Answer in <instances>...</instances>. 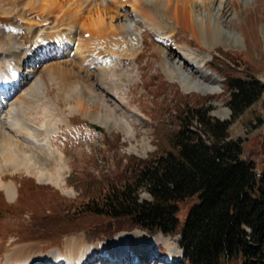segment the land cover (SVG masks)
I'll list each match as a JSON object with an SVG mask.
<instances>
[{
  "label": "rangeland",
  "instance_id": "obj_1",
  "mask_svg": "<svg viewBox=\"0 0 264 264\" xmlns=\"http://www.w3.org/2000/svg\"><path fill=\"white\" fill-rule=\"evenodd\" d=\"M219 3L221 0H216L210 10H199L204 26L218 30L213 40L206 43L199 40L192 30L180 26L167 38L177 52L184 47L192 51L197 61L203 59L204 67L209 70L198 71L196 77L204 84L216 86L218 90L214 92L186 91L179 82L170 78L165 67V56L159 49L161 39H158V31L162 34L164 31L162 27L150 22H147L146 26L157 29L158 35L143 31V27H129L128 30L136 32L140 29L146 33L144 44H140L141 54L136 57L123 55L120 59H117V53L112 54L109 60L111 65H115L113 68H96L94 63L89 64L87 68L86 63L92 56L89 55L88 58L85 57L87 55L78 53L79 42L77 47L73 46V43L63 51L54 47L52 50L57 52L32 61L35 67L32 66L33 73L23 89L30 92L33 89L31 86L40 82L38 90L34 88L27 98L21 95V103L17 102L15 107L20 124L38 129L35 137L41 148L37 145L29 146L26 151L41 168L49 164L64 168L65 184L57 186L44 179H38V174L33 170L27 171L23 163L16 170L13 165L0 162V178L6 183H14L17 189L19 185V196L15 201H10L5 192H0V264H5L9 251L20 253L18 261L21 263H24L27 257V260L34 259V256L42 259L52 252H57L60 257L67 256L68 243L75 238L82 242L81 254L90 248L97 250L101 245L103 248L106 244L104 240L91 238V234L84 227L55 236L51 231L42 234L39 232L42 227L49 230H53L57 225L68 227L72 221H79L85 226L96 221L97 216L92 214L79 216L75 220L73 218L70 222L68 219L80 211L78 206L81 207L87 199L102 194L109 184L123 181L130 173L129 161L132 163L167 149L169 134L178 125L175 116L179 108L187 104H210V113L213 116L220 119L230 118L231 110L226 104L227 75L254 77L263 86L256 101L231 122L228 132L232 137L243 138L242 156L254 161L256 172L264 169V0H223ZM9 7L7 5L3 7L5 11L0 10V36L20 47H26L31 42L30 25L26 23L29 21L24 20L20 13L9 11ZM126 8L130 7L119 10L129 12L134 17L133 10L128 11ZM27 10L25 8L28 18L31 17L32 20L33 16V21L37 22L33 15L35 13L30 14ZM49 13L55 16V12ZM3 17H6L5 21L1 20ZM161 17L163 23L170 22L168 15L163 14ZM138 19L142 20V17ZM49 21L53 22L55 19L51 18ZM40 27L46 30L55 28L56 24L43 20ZM84 35H88L87 32ZM135 35L136 33H128L126 37L131 36L134 40L132 36ZM120 44H124L126 48V42L122 41L114 44V51L108 52H117ZM32 62H28L27 66L29 63L32 65ZM103 68L106 70L105 77L101 75ZM78 74H89L96 93L92 94L77 82L74 76ZM73 83L77 88L80 85L84 92L81 94L79 88L76 90ZM100 93L105 95L106 104L96 97ZM224 111H228L227 116ZM122 118L132 125L133 135L126 132ZM89 121L98 123L100 129ZM47 144L51 145V153L54 155L64 154L61 164L51 158L43 148ZM1 158L2 156L0 160ZM141 195L149 197L145 191H142ZM53 213L59 214L58 217L50 216L48 221L52 222L41 227L34 223L39 217L45 215L46 220ZM110 222H114V219ZM131 231L129 234L134 233ZM135 232L146 238L138 246L134 244L138 239L130 240L131 237H127L126 232L114 239L125 241V244H118L120 247L129 245L127 248L131 250L142 247V262L137 264H144L148 260L149 264H184L179 257L180 250L174 248V238L178 237V234L163 238L154 233L155 240L151 241L144 232ZM116 233L118 235L119 230L110 236ZM122 235H125V238H122ZM151 242L153 245H150ZM164 243L169 252L174 253L172 260ZM100 250L92 252L84 264H103L102 261H106L108 257ZM43 255L45 256L42 257Z\"/></svg>",
  "mask_w": 264,
  "mask_h": 264
},
{
  "label": "trees",
  "instance_id": "obj_2",
  "mask_svg": "<svg viewBox=\"0 0 264 264\" xmlns=\"http://www.w3.org/2000/svg\"><path fill=\"white\" fill-rule=\"evenodd\" d=\"M226 86L230 118L213 116L210 104L179 108L169 147L129 161L130 173L123 181L87 199L68 219L92 214L96 221L42 227L39 233L55 236L84 227L91 238H103L140 227L178 234L187 264H264V169L256 172L254 161L242 156L243 138L228 132L263 86L254 77L234 74L227 75ZM56 213L34 223L44 226Z\"/></svg>",
  "mask_w": 264,
  "mask_h": 264
},
{
  "label": "bare ground",
  "instance_id": "obj_3",
  "mask_svg": "<svg viewBox=\"0 0 264 264\" xmlns=\"http://www.w3.org/2000/svg\"><path fill=\"white\" fill-rule=\"evenodd\" d=\"M215 1L216 0H0V10L5 11L3 7L9 5V11L20 13V16L25 18L24 20L29 21L27 23L30 25L31 31V42L26 47H20L13 42L16 45L14 46L11 41L0 36V157L2 156L0 162H4L6 165L11 164L16 170L19 169L20 165L23 163L27 171L30 172L33 170L36 175L38 174V179H44L57 186L65 184L63 178L64 168L55 166L56 164L52 166L49 164L47 167L41 168V166L37 165V162H33L34 158L31 157L26 150L27 147L35 145L41 148L39 141L35 137V132L38 129L20 124V120L17 116V109L15 107L17 102L21 103V95L27 98L28 95L33 92L34 88L38 90L37 86L40 83L35 82L31 86L33 89H31L30 92H27L25 89L26 93L23 89V86L28 84L30 75L33 73L32 66L35 67V64L29 65L31 67L27 66L28 62L26 61L31 62L37 59L40 60L41 54L52 52L51 50L54 47L58 50H64L65 47L73 43V46L77 47L79 42L77 47L78 53L87 55L85 57L89 55L92 56L91 60L86 63L87 68L91 63H94L96 68L110 66L113 68L115 65H111L110 62L107 63L106 61L104 63L103 59H101L102 61H98V54H109V50L114 51V44L118 42L121 43L122 41L126 42V48H124V44H120L117 50L115 47L117 52L113 54L117 53V57L138 54L140 51V42L138 40L135 42L131 39V36H128V38L126 37L128 33H131V35L135 33L134 30H128V28L131 26H135V29L143 27L144 30L156 34L158 31L157 29H151L146 26L147 22H150L156 26L162 27L164 31L163 34L161 31H158L160 35H156L161 36L159 49L165 56V67L170 78L179 82L186 91L198 90L201 92H214L218 90L216 86L204 84L196 77V73L201 71L204 67L203 65L205 62H203V59L197 61L192 51L184 47H181L180 51L177 52L176 48L171 45V42L168 41L167 38L162 39V37L165 38L173 34L175 29L180 26L192 30L199 40L206 41V43L213 40V37L217 36L218 30L212 29L211 27L207 29V26H204V22L200 20L199 10L202 8L210 10ZM222 2L223 0H221V3ZM126 6H129V9L133 10L134 17L131 16L129 12H122L119 10ZM25 8L28 9L27 11H29L30 14L35 13L33 15L37 18V22L33 21V16L32 20H30L31 17L28 18V13L25 14ZM49 11L55 12V16H51L52 14H50ZM163 14L169 16L170 22L167 24L165 22L163 23L160 19ZM137 17H142V20ZM51 18H54L55 21H49ZM43 20L48 23L56 24V27L43 30L40 27ZM84 32H89V35L84 36ZM141 36L144 38L143 32ZM132 38L134 39V37ZM157 41L159 43V40ZM37 55L38 57H36ZM96 68H94V70H96ZM104 68L101 71L103 77H105L104 73L106 71ZM88 75L89 74H78L74 77L86 90L92 92V94L96 93L91 77ZM73 85H75V87L77 86L75 83H73ZM78 88L82 94V92H84L83 89L80 85ZM78 88L76 87V90ZM96 97L102 100V103L106 104L104 94L100 93L96 95ZM100 113H102V111ZM224 114L227 116L228 111H224ZM91 117L93 118V115ZM110 119L113 121L112 117ZM122 121L125 125L124 128L126 132L133 135L132 125L125 122L123 118ZM43 148L47 150L51 158H55V161H58L60 164L63 162L62 155L64 154L58 153V155H54L51 153L53 151L51 145L48 144L46 147L43 146ZM31 162H33V165H31ZM33 167H35V169ZM0 188L4 190L10 200H13L18 191L14 183H6L3 181V178H0ZM135 231L144 232L151 241L155 240V236L157 235L150 236L140 229L131 231L134 232L133 234H129L130 231L120 232L115 237L104 241L106 243L104 248L108 258L106 261H102V263L136 264L142 262V247L133 250L127 248L129 245L120 247L118 244L122 242V239H114L126 232V236L131 237L130 240L138 239L134 242V244L138 246L141 244L140 242L146 238L143 237L141 233ZM159 236H163L164 238L162 234ZM122 238H125V235H122ZM81 243L82 242L76 238L69 241L67 246L68 252L66 251L67 256L65 255L68 264H84V261L90 257L91 253L97 251L95 249L91 250L90 248L86 253L81 254ZM122 243L125 244V241ZM166 247L169 257L171 259L174 258V253L169 252L167 245ZM174 248L179 250L177 246ZM19 254L20 253L17 251H9L6 256L5 264H44L48 258L51 257V259L55 260L59 256L57 252H52L48 253L49 255L47 256L43 255L42 257H45L42 259L34 256V259L27 260V258H29L27 257L25 258L26 260L24 259L25 262L23 261L24 263H21L18 261ZM122 256H124V258L121 259ZM145 262L144 264H149L150 261L148 260Z\"/></svg>",
  "mask_w": 264,
  "mask_h": 264
}]
</instances>
